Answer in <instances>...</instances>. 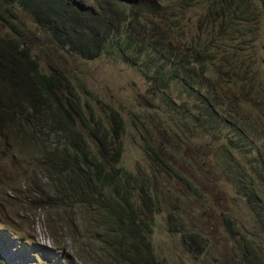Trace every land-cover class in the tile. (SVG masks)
<instances>
[{
    "label": "trees",
    "instance_id": "16d2710c",
    "mask_svg": "<svg viewBox=\"0 0 264 264\" xmlns=\"http://www.w3.org/2000/svg\"><path fill=\"white\" fill-rule=\"evenodd\" d=\"M243 1L0 0V5L19 6L21 13L28 14L33 20L30 31L33 32V27L40 30L59 53L57 58L53 57L59 62L48 65L53 72L44 76L33 50L15 36V31L26 25L8 21L6 13L1 17L0 156L4 161L12 155L27 169L34 163L36 171L46 172L44 176L50 186L61 190L57 196L67 192L68 198L77 200L74 194L80 191L89 205L104 210L107 223L123 222L130 227L118 226L117 231L125 241L114 244L118 248L116 255L104 248L99 250L104 256L102 264H115L116 258L125 264H155L156 258L150 248L144 247L149 241L148 231L139 236L141 241L132 238V232L143 224V219L135 217L138 210L133 195L135 180L124 169L115 167L122 149L107 162L103 151L108 130L95 121L94 115L84 116L82 100L73 90L71 76L62 67L61 59L88 63L107 55L140 70L152 83L149 89L152 93H165L174 87L180 96L194 100L195 122L191 115H183L182 105L174 109L168 120L174 125L164 131L174 143L181 142L184 136L215 131L224 124L233 134L237 132L242 142L236 147L241 159L230 155L226 162L219 157L215 161L216 170L217 174L237 182L236 190L248 200L262 232L264 207L260 204L264 205V190L258 193L254 187L258 179L264 180V151L263 154L255 151L256 145L250 139L263 135L264 70L254 67L264 63V53L261 60L254 59L248 49L241 47L236 51L227 43L238 37L244 45L243 36L252 31L244 32L247 26L243 21L247 17L260 23L258 8L252 4L253 10L247 11ZM199 3H208L197 27L201 31L192 34L190 43L184 42L185 33L180 28L184 11ZM219 20L217 28L209 32ZM12 33L14 37L10 36ZM56 65L60 68L55 69ZM225 86L233 91L226 92ZM63 95L69 99L63 100ZM17 112L26 117L18 124L19 130L12 133L4 125ZM31 113H37L45 124L42 129L30 127L34 121ZM227 113L234 114L227 119ZM109 117L119 119L115 113ZM93 123L95 127L91 126ZM12 143L17 145L14 154ZM156 147L164 152L169 150L157 137ZM247 150L256 156L247 157ZM153 153L172 169L163 154ZM6 168L10 166L4 165L0 170ZM145 189L143 182V195ZM4 197L0 188V198ZM121 206L124 214L118 219L111 212ZM10 236L5 224L0 223V264H75L67 256L60 257L28 238L14 246L18 237Z\"/></svg>",
    "mask_w": 264,
    "mask_h": 264
},
{
    "label": "rangeland",
    "instance_id": "374dc122",
    "mask_svg": "<svg viewBox=\"0 0 264 264\" xmlns=\"http://www.w3.org/2000/svg\"><path fill=\"white\" fill-rule=\"evenodd\" d=\"M243 3L247 11L253 10L252 4L258 8L260 23L247 17L243 21L247 26L244 32L252 31L243 36L244 45L238 37L227 43L237 48L236 51L246 48L254 59L261 60L264 53V0H245ZM207 6L208 3H199L184 11L180 24L185 33L184 42L190 43L192 34L201 31L197 27ZM4 14L8 21L26 25L15 31V36L33 50L40 68L45 71L42 74L48 77L54 70L48 65L59 62L54 60L59 53L40 30L33 27V32L30 31L33 20L28 14L21 13L19 6L0 5V27ZM220 21L214 29L210 27L209 32L215 30ZM10 36L14 37V34ZM61 65L68 71L73 90L82 100L84 116L94 115L95 121L108 130L103 151L107 162L122 149L115 167L124 169L135 180L133 195L138 207L135 217L143 219V224L132 232V238L141 241L139 236L148 231L149 241L144 247L151 249L155 264H264L262 227L250 211L248 200L236 190L237 182L230 177L224 178L216 170L215 161L219 157L225 158L226 162L230 155L241 159L239 147L238 151L236 149L242 143L237 132L233 134L224 124L215 131L184 136L181 142L174 143L164 131L174 125L168 120L175 113L174 109L182 105L183 115H191L195 122L194 100L180 96L174 87L165 93H152L149 90L152 83L140 70L107 55L88 63L62 58ZM57 68L60 66L56 65ZM256 68L263 71L264 63H258ZM225 91L233 90L225 86ZM62 99L68 100V95H63ZM112 113L119 115V119H111ZM233 114L227 113L226 118ZM25 117L26 114L17 112L6 120L4 127L14 133ZM31 117L34 121L30 127L42 129L45 124L37 113H31ZM227 119H224L225 123ZM91 126L95 127V124ZM262 128V136L250 139L256 145L254 150L261 154L264 151V124ZM156 137L169 146L167 152L156 147ZM16 148L17 145L12 143L13 154ZM153 151L163 154L172 169ZM245 152L249 158L256 156L255 152ZM4 165L10 168L0 170V188L6 195L0 198V223L5 224L10 235L18 237L14 246L29 237L34 244L60 257L67 256L76 264H102L101 248L116 255L118 248L114 244L125 241L117 231L118 226L128 228L126 223H107L104 210L89 205L80 191L74 194L77 200L68 198L67 192L57 196V191L61 190L50 186L46 172L36 171L34 163L27 169L12 155L4 161L0 156V169ZM143 182L148 195L142 194ZM263 183L264 180H257L254 188L258 193L264 190ZM123 207H116L111 213L120 219L124 214ZM114 262L125 264L119 258Z\"/></svg>",
    "mask_w": 264,
    "mask_h": 264
},
{
    "label": "clouds",
    "instance_id": "9594fccd",
    "mask_svg": "<svg viewBox=\"0 0 264 264\" xmlns=\"http://www.w3.org/2000/svg\"><path fill=\"white\" fill-rule=\"evenodd\" d=\"M10 237H13L12 235L10 236ZM23 238V237H22ZM26 238H28L29 239V237H26ZM18 240V239H17ZM17 240H14V242H16ZM30 240V239H29ZM31 241V240H30ZM32 242V241H31ZM33 243V242H32ZM34 244V243H33ZM12 249V248H11ZM15 250V249H14ZM13 250V251H14ZM48 250V249H47ZM75 263V262H74ZM76 264V263H75Z\"/></svg>",
    "mask_w": 264,
    "mask_h": 264
}]
</instances>
